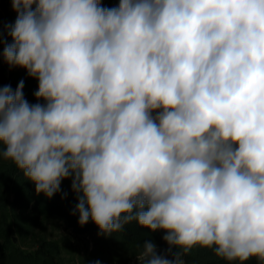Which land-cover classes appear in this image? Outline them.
Listing matches in <instances>:
<instances>
[{"label":"clouds","instance_id":"clouds-1","mask_svg":"<svg viewBox=\"0 0 264 264\" xmlns=\"http://www.w3.org/2000/svg\"><path fill=\"white\" fill-rule=\"evenodd\" d=\"M10 4L0 55L38 89L0 85V162L37 195L70 191L98 235L162 232L138 264L196 247L264 264V0Z\"/></svg>","mask_w":264,"mask_h":264},{"label":"trees","instance_id":"trees-1","mask_svg":"<svg viewBox=\"0 0 264 264\" xmlns=\"http://www.w3.org/2000/svg\"><path fill=\"white\" fill-rule=\"evenodd\" d=\"M101 2L108 8L119 4V0ZM22 79L25 82L23 89L25 98L30 103H36L34 92L38 89V81L27 74L19 73H12L6 78V70L0 58V85L10 84L15 90ZM69 185L70 181L63 182L65 191H69ZM75 204V196L70 191L65 200H62L60 195L53 199H48L42 194L37 195L34 185L11 161L0 162V264H58L59 245L55 241L45 240L31 249H24L18 244V240L28 236L32 224H36L42 218L60 219L74 227L78 233L90 234L97 245L114 244L123 252L124 262L136 257L146 240H154L160 249L167 247L161 240L162 232L152 233L135 221L110 236L98 235V229L93 223L89 222L83 227L78 224V215L71 214ZM183 259L185 264H240L239 261L229 262L216 257L212 249L199 247L194 248ZM94 261L88 257L85 264H92ZM245 264H258V261L251 258Z\"/></svg>","mask_w":264,"mask_h":264},{"label":"rangeland","instance_id":"rangeland-1","mask_svg":"<svg viewBox=\"0 0 264 264\" xmlns=\"http://www.w3.org/2000/svg\"><path fill=\"white\" fill-rule=\"evenodd\" d=\"M15 19L16 13L11 9L10 0H0V26L14 23ZM4 37L11 42L6 30ZM0 53H2V47H0ZM0 58L3 62L2 55ZM3 65L6 78H9L12 73L27 74L25 69H10L5 62ZM32 225L28 236L18 240V244L24 249H31L45 240L55 241L59 245L58 264H85L88 257L95 261L100 260L101 264H138L137 256L124 262L123 252L114 244L97 245L90 234H80L74 227L60 219L42 218Z\"/></svg>","mask_w":264,"mask_h":264}]
</instances>
